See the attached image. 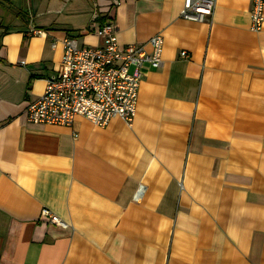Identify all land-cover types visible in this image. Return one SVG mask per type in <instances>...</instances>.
Returning a JSON list of instances; mask_svg holds the SVG:
<instances>
[{
  "label": "crops",
  "instance_id": "1",
  "mask_svg": "<svg viewBox=\"0 0 264 264\" xmlns=\"http://www.w3.org/2000/svg\"><path fill=\"white\" fill-rule=\"evenodd\" d=\"M111 2L0 0V264H264V21L250 30L249 0L211 21ZM106 15L120 44L163 37L132 121L29 122L62 39L97 45Z\"/></svg>",
  "mask_w": 264,
  "mask_h": 264
},
{
  "label": "built area",
  "instance_id": "2",
  "mask_svg": "<svg viewBox=\"0 0 264 264\" xmlns=\"http://www.w3.org/2000/svg\"><path fill=\"white\" fill-rule=\"evenodd\" d=\"M249 1V28L257 32L264 21V0ZM118 4V0H112L110 7ZM215 4L216 0H183L180 17L211 21ZM95 17L88 30L99 43L80 45L73 37L62 39L59 72L47 78L42 94L26 105L29 122L70 126L81 116L94 125L105 126L113 117L127 123L134 118L143 67L161 66L163 37L157 33L146 42L120 44L113 20L108 15L102 21ZM30 31L31 34L40 32L38 29ZM180 55L187 57L184 51ZM41 217L49 224L63 229L68 227L46 208L41 210Z\"/></svg>",
  "mask_w": 264,
  "mask_h": 264
}]
</instances>
